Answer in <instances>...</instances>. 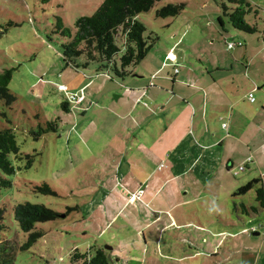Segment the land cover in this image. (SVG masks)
<instances>
[{"label": "rangeland", "instance_id": "obj_1", "mask_svg": "<svg viewBox=\"0 0 264 264\" xmlns=\"http://www.w3.org/2000/svg\"><path fill=\"white\" fill-rule=\"evenodd\" d=\"M103 1L0 0V73L12 70L8 90L16 97L9 107L0 100V130H14L21 156L12 158L15 173L6 177L11 186L0 188L5 226L0 241H9L14 251L8 264H71L75 250L98 249L105 250L113 264H264V201L261 205L257 200L264 179L246 194L232 196L259 178L264 160L248 155L255 176L253 169L236 176L226 173L225 179L220 174L204 176L200 162L188 174L166 178L169 171H160L157 161L168 160L170 149L190 128L185 106L175 99L163 101L171 117L158 119L153 116L157 107L147 96L137 102L138 109L151 111L145 114L151 125L143 132V151L141 129L128 130L109 112L130 108L128 89H143L144 94L159 89L165 97L184 95L174 88L173 79L178 84L180 78L199 83L234 74L246 92L247 79L264 74V0H245L251 12L244 20L257 29L254 34L233 28L228 15L235 7L225 0L155 2L135 18L145 27L143 38L152 47L140 63L125 68L123 77L113 71L121 70L123 37L115 38L119 53L110 64L96 60L85 66L84 56L69 64L61 54V46L70 40L62 33L67 29L73 36L76 21L91 16ZM168 6L182 9L176 17H158ZM171 53L176 56L174 65L167 60ZM59 85L69 94L83 93L84 101L65 112ZM250 93L254 103H249V93L244 100L256 108V93ZM173 103L176 108H170ZM246 104L241 110L248 121L256 115ZM175 112H183L176 132L168 135L171 141L154 158L150 153L158 148L152 140L168 128ZM257 130L255 144L260 145L263 131ZM186 132L195 136L190 129ZM180 153L181 149L174 156ZM26 155L34 156L29 168ZM42 184L50 194L35 189ZM134 192L140 197L135 194L130 200ZM26 202L43 205L57 217L36 224L35 231L43 236L22 251L28 234L14 221L13 208Z\"/></svg>", "mask_w": 264, "mask_h": 264}, {"label": "crops", "instance_id": "obj_2", "mask_svg": "<svg viewBox=\"0 0 264 264\" xmlns=\"http://www.w3.org/2000/svg\"><path fill=\"white\" fill-rule=\"evenodd\" d=\"M174 57V61H176V56L174 55ZM174 61H171L172 65H174ZM248 66H246V70ZM238 79V76L233 74L232 78L222 76L211 80L204 79L199 83L196 80L190 83L184 78H180L179 84L176 82V79L171 80L172 84L175 83L174 88L176 87L184 92V95L179 96H183V98L194 105H189L186 102L185 104L178 95L172 94L170 97H165L163 90L156 89V86H153L151 91L156 89L158 92H150V94L148 92L144 94L142 92L143 89H128L131 91V94L127 96L131 102L130 108L119 110L112 107L113 109L109 112L116 120L120 118L121 122H124L123 124H127L128 130L141 129L142 133L140 136L143 139H139V150L143 151L145 149L144 144L146 143L143 132H146L147 126L151 125V123L146 124L147 116L145 114L148 112L150 115L151 111L138 109V103L147 96L152 107H157L154 109V118L160 119L162 115H165L164 117L168 119L169 116L171 117V114L166 113L165 108H163V101H169L170 103L177 100L186 108V120L190 128L185 129L183 139L181 138L179 142L177 141L170 149L171 152L168 157V160H171L170 164L168 165V160L157 161V166H161L162 168L160 171H169L166 178L175 179V177L179 178L185 173L188 174V169L194 170L201 162L202 168H205L204 176L212 177L220 174L224 175L225 179L226 173L227 175L232 174L234 169L236 170L241 164L246 163L250 154H256L258 158L264 160V74H260V76H256L254 79H247L249 85L245 86L246 92L242 91V85ZM182 88H185V91ZM250 92L256 93V108H253V106H250L244 100ZM243 103H247L246 105L253 111L254 117L256 115L255 118L245 121L246 116L243 117L241 110ZM249 103L254 102L249 101ZM175 105V103L171 104L170 108ZM133 115L134 117H132ZM182 115L183 112L173 113L172 123L168 128L164 129V131L162 130L161 134L155 132L157 135L152 140V145L154 149H158L150 153L154 158L158 157L160 153L158 151L159 148L171 141L172 138H168V135L176 132V123ZM256 118L259 121L256 122ZM224 124L226 127H223ZM185 126L186 122L183 124V127ZM258 128L260 131H263L261 132L263 136L259 137L262 140L260 145L255 144ZM188 129L192 133H195V136H192L190 133L187 135L186 131ZM192 137L195 138V141ZM179 149H181V153L178 156H174L175 152ZM240 150H243V152L240 153ZM257 152H260V154ZM138 157L143 159V155L141 154L140 156V153H138ZM174 157L176 160H173ZM250 162L252 163V160ZM250 162L246 164L247 170H243L242 172L253 170L256 172L252 168V164L249 165ZM197 174L201 175L199 172ZM256 174L257 172L254 176ZM259 175V180L261 178L264 179V168L261 169ZM135 194L137 193H132L131 197L135 196ZM131 197L129 198L130 200H132Z\"/></svg>", "mask_w": 264, "mask_h": 264}, {"label": "trees", "instance_id": "obj_3", "mask_svg": "<svg viewBox=\"0 0 264 264\" xmlns=\"http://www.w3.org/2000/svg\"><path fill=\"white\" fill-rule=\"evenodd\" d=\"M157 1L160 0H104L91 16L81 17L76 21V31L73 36L67 29L62 33V36L70 39L61 46V54L64 61L71 64L76 58L84 56L86 59L85 66L88 62L96 60L110 64L114 56L119 53L115 38L123 37L125 42L124 53L120 58L121 70L113 68L118 77H123L125 68L129 65L140 63L152 47L143 38L145 27L135 18L138 14L147 12ZM225 1L235 7L228 15V8L224 4L222 5L225 15L230 17L233 28L248 34L256 33L257 29L248 25L244 20L245 15L251 12L249 3L245 0ZM179 9L181 10L182 6H168L162 8L157 13V16L162 18L167 16L176 17L180 13ZM219 23L222 25L221 22ZM11 75L12 70H4L0 73V100L7 107L11 106L16 100L15 95L8 90ZM70 106L71 104L67 99L61 104V108L65 112L71 110ZM42 132H45V130ZM12 158L20 160V150L14 130L5 128L0 130V188L4 189L11 186L10 180L6 177L15 173ZM25 158L27 159L25 168L31 167L34 156L26 155ZM259 181V179L252 180L240 187L232 196L237 197L246 194ZM35 189L39 192L51 193L50 188L46 184L36 186ZM257 200L263 205L264 187L257 191ZM3 214L4 210L0 209V235L5 230ZM56 217L57 215L53 211L43 205L28 202L16 205L13 208V219L20 231L28 234L27 242L20 247V250L29 249L43 236L41 232L35 231L36 224L52 221ZM9 244H11L9 241H0V264H8L14 256L13 248ZM14 245L16 244L14 243ZM79 263L113 264V261L105 250L98 249L94 253H80L75 250L71 256V264Z\"/></svg>", "mask_w": 264, "mask_h": 264}, {"label": "built area", "instance_id": "obj_4", "mask_svg": "<svg viewBox=\"0 0 264 264\" xmlns=\"http://www.w3.org/2000/svg\"><path fill=\"white\" fill-rule=\"evenodd\" d=\"M231 45H229L228 47L229 48H231L230 47ZM167 60H169V61H174L175 60V57H174V55H172V54H169L168 56H167ZM175 71V73H178V71H177V69H175L174 70ZM58 91H60V92H62L63 94H65V96H66V99H67V101L70 103V104H80L81 102H83L84 101V95H83V93H81V94H78V93H76V94H69V93H67V88L65 87V86H62V85H59L58 86ZM248 100L250 101V102H254V98H253V95H252V93H249L248 94ZM223 127H226V125L224 124L223 125ZM251 161V158H247V160H246V163H243V164H241L236 170L234 169L233 170V175L234 176H236L239 172L238 171H243L244 169H245V167H246V164L248 163V162H250ZM140 197V194L138 193L136 196H135V198H139ZM134 197H132V199H133Z\"/></svg>", "mask_w": 264, "mask_h": 264}, {"label": "water", "instance_id": "obj_5", "mask_svg": "<svg viewBox=\"0 0 264 264\" xmlns=\"http://www.w3.org/2000/svg\"><path fill=\"white\" fill-rule=\"evenodd\" d=\"M254 235H257L256 233H254Z\"/></svg>", "mask_w": 264, "mask_h": 264}]
</instances>
